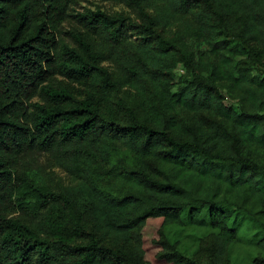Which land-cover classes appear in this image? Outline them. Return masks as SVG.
Instances as JSON below:
<instances>
[{"label": "trees", "instance_id": "trees-1", "mask_svg": "<svg viewBox=\"0 0 264 264\" xmlns=\"http://www.w3.org/2000/svg\"><path fill=\"white\" fill-rule=\"evenodd\" d=\"M99 1L134 21L0 0V264H236L247 234L264 264V0ZM38 153L80 177L42 181ZM173 227L208 231L206 260Z\"/></svg>", "mask_w": 264, "mask_h": 264}, {"label": "rangeland", "instance_id": "rangeland-1", "mask_svg": "<svg viewBox=\"0 0 264 264\" xmlns=\"http://www.w3.org/2000/svg\"><path fill=\"white\" fill-rule=\"evenodd\" d=\"M97 9H100L110 15L122 14L130 19L131 22L134 21L133 13L125 4L100 2L99 0H76L71 10L74 13H83L85 10L95 11ZM74 27L75 24L72 20H70L61 28L62 32H67ZM130 35L132 40H135L137 38L136 30L130 28ZM62 38L64 41H70L65 33L62 35ZM185 74V70L181 65H179L174 71V84H177L180 77ZM224 103L228 106L234 107L236 106L237 101L226 95ZM108 154L113 165H128L132 162V156L119 144L114 145ZM253 154L259 162L264 163V152L256 151ZM23 163L35 171L39 179L50 183L55 187L68 186L81 175V173H79L81 171L80 168H77V171H70L68 168L57 166L52 162L49 156L44 153H38L30 156V158H24ZM104 186L107 188L113 186L115 189L119 190V188L116 187V184H109L107 181L104 183ZM153 229L154 225H150L148 232ZM168 235L179 241L180 250L187 256L194 257L202 261L206 260L207 251L211 245L208 231L173 227L169 229ZM249 237V234H247L235 247H233L232 259L236 264H252L251 260L256 255V251L248 244L247 239H249Z\"/></svg>", "mask_w": 264, "mask_h": 264}]
</instances>
